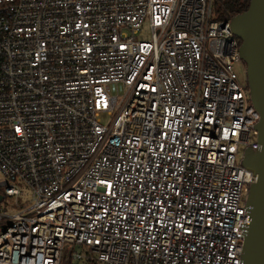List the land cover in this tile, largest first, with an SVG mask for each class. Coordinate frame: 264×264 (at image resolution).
<instances>
[{
    "label": "built area",
    "instance_id": "obj_1",
    "mask_svg": "<svg viewBox=\"0 0 264 264\" xmlns=\"http://www.w3.org/2000/svg\"><path fill=\"white\" fill-rule=\"evenodd\" d=\"M212 2L0 0V264H242L260 115Z\"/></svg>",
    "mask_w": 264,
    "mask_h": 264
},
{
    "label": "water",
    "instance_id": "obj_2",
    "mask_svg": "<svg viewBox=\"0 0 264 264\" xmlns=\"http://www.w3.org/2000/svg\"><path fill=\"white\" fill-rule=\"evenodd\" d=\"M232 34L240 40L239 59L245 66L252 106L260 115L255 126L260 149L243 152L241 166L253 173L246 207L250 223L242 247V264H264V0H250L246 11L233 16Z\"/></svg>",
    "mask_w": 264,
    "mask_h": 264
},
{
    "label": "rangeland",
    "instance_id": "obj_3",
    "mask_svg": "<svg viewBox=\"0 0 264 264\" xmlns=\"http://www.w3.org/2000/svg\"><path fill=\"white\" fill-rule=\"evenodd\" d=\"M148 33L147 32H143V33H141L140 35H139V38H141V39H144V40H146V39H148ZM233 70H234V72L237 74V76H238V79H239V81L241 82V83H246V74H245V70H246V66H245V64L242 62V61H240L239 63H236V64H234L233 65ZM111 92H112V94H118V95H120L121 93H122V88H121V86H117V90H116V88H115V86H112L111 87ZM108 121H109V119H108V117H102L101 118V122H102V124H107L108 123ZM242 152H243V149H241V154H242ZM238 160H240V157L238 158ZM3 179H2V177H1V175H0V182L2 181ZM21 190H22V192H23V195L20 197V203L21 204H24L26 201H28L29 200V191L25 188V187H22L21 186ZM4 203H5V205H6V211L7 212H14L13 210H11V209H9L8 208V206L10 205V204H14V199H10V198H5L4 199ZM72 264H77V263H72Z\"/></svg>",
    "mask_w": 264,
    "mask_h": 264
},
{
    "label": "trees",
    "instance_id": "obj_4",
    "mask_svg": "<svg viewBox=\"0 0 264 264\" xmlns=\"http://www.w3.org/2000/svg\"><path fill=\"white\" fill-rule=\"evenodd\" d=\"M250 0H213V13L217 20L226 21L247 10ZM238 43L240 44V40Z\"/></svg>",
    "mask_w": 264,
    "mask_h": 264
}]
</instances>
